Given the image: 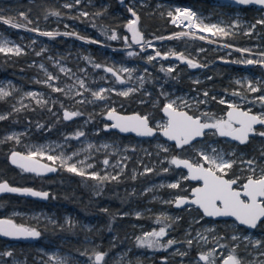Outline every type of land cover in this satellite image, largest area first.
Here are the masks:
<instances>
[{
    "label": "rangeland",
    "instance_id": "374dc122",
    "mask_svg": "<svg viewBox=\"0 0 264 264\" xmlns=\"http://www.w3.org/2000/svg\"><path fill=\"white\" fill-rule=\"evenodd\" d=\"M127 1L130 3L144 2V0ZM56 3H59V6L63 8L62 11L66 14L78 13L82 15V13H86L78 7L75 0H53L51 5L46 3L45 6L34 2V0H0V15L23 25L19 28H13L0 22V41H9L8 47L18 46L21 49L20 54L25 55L18 70H11V74H0V88L9 93L0 98V115L7 116L10 112H14V109H19V111L35 109L38 111L39 108H43L53 118V121L43 128L39 125H36L35 128L29 125H14L6 129L1 137L3 139H7L8 136L14 137L11 140L19 148L13 150H20L26 154L30 151H41L43 155H39L37 158H43L44 161L48 160L47 156L49 155L56 156V161L51 162L57 164L58 168L64 167L61 164V158L71 157L72 159L68 163L76 164L79 169L85 172V179L88 178L85 182L86 189L88 191L91 189V195L97 196L101 193L92 190L93 179L90 180L88 174L96 173L99 177H107V180H110L113 176L118 178L122 173H126L131 179H135L137 173L154 166V161L149 157L152 153L149 141L152 142L153 147H157L154 151L156 155L161 154L159 151L164 148L169 149L170 145L160 134L152 139L143 140L122 137L118 133L115 135L105 132L104 126L108 124L105 118L106 112L113 109L118 111L117 108L120 106L125 108L122 103L124 96L118 95V92L133 89L134 91L130 92L128 96L138 91L150 96L153 91L151 84L154 83L158 96L152 99L153 105L157 100H161L163 104L175 101L177 108L187 110L188 108H195L200 116H204L210 121L227 120L224 112L215 111L208 105L199 106V103L205 100L204 93H208L209 89L193 90L195 85H192V90L183 86H175L166 76L157 79L147 72L150 71L149 64L145 63L148 61L147 57L154 55L155 51H159L160 41L168 40L167 37H175L176 30L160 36L166 37L165 39L145 38L143 42L148 40L151 47L148 43L141 44L148 49L144 50V55L138 59L135 55L140 49L133 46L127 34L121 36L122 45L116 47L95 39H89L78 31L92 33L93 31L83 27L75 19L68 21L62 17L61 13L55 9ZM159 3L166 5L167 11L173 13L178 5L188 6L190 9H194L197 18L204 24L217 25L224 28L228 33L241 28L245 32L252 30L253 23L244 17L240 9L241 6L237 4L212 0L211 3L215 4L214 8L205 11L201 6L177 3L174 0H163ZM65 4H71L72 7H65ZM53 12L58 13V15H52ZM21 13L26 15L27 20L21 17ZM130 20L132 17L127 19L126 25ZM28 21H31V25L24 24ZM59 23L69 26L70 30L59 31L57 29ZM178 28L180 29V27ZM28 29H38L39 31H29ZM177 31L189 32L185 29ZM193 31L194 35L190 33L188 36L179 37H186L196 42L204 41L212 50L221 52L218 58L243 61L254 59L251 54L255 51L264 52V45L259 42H255L254 46L260 48H245L225 41L226 36L212 35L210 32L199 30ZM40 32L59 33L63 36L60 39L62 42L52 37L40 35ZM64 33H70V35H64ZM71 33H75V35H71ZM93 34L96 36L99 33L94 31ZM64 36L72 38L65 40ZM201 36L205 39H200ZM84 41H96L99 45L119 49L128 59L114 58L115 66L106 63H94L91 59L85 60L83 58V49L86 46ZM225 44L231 45V47H224ZM237 48L249 49L250 51L242 53L236 51ZM201 49L196 48V51ZM128 52H133L134 55L129 56ZM232 52L235 54L233 53L232 57H229ZM161 53L181 54L174 52L171 46ZM5 55L11 57L15 54L8 53ZM194 59L198 60L196 57ZM258 59L261 57L256 60ZM206 62L212 65L215 63L212 58H207ZM96 64L101 65V67L96 68ZM156 64L157 66L161 65L160 62H156ZM176 64V61L165 60L162 65L167 68H174ZM239 65L241 67L235 72H228L225 76L227 81L221 85V89L214 88L213 91L219 95L217 100L223 99L227 107L228 104H235L259 115L264 114V104L257 100L258 96L264 95V75L258 70L248 68L253 65L244 63H239ZM106 66L113 67L117 71L121 68H128L130 72H119L124 76V82L119 83L115 77L104 71ZM61 68L65 71L62 72ZM46 72L56 79L44 83L47 80ZM187 76L196 82L204 81L210 77L205 70L198 69H192ZM81 80L84 81L85 88L80 87L79 82ZM249 82L261 88V91L249 92L247 90ZM48 84H53L64 91L53 92ZM102 88L106 90L102 93L105 99H95L91 93ZM29 92L37 95L30 97L27 95ZM234 92H238L240 95H233ZM141 101L147 102L149 99L146 98ZM63 109L81 114L66 120L65 126L57 128L56 121L59 116H63ZM151 112L148 110L144 114L149 117ZM205 113L208 115L205 116ZM165 123L167 120L163 115L153 119V125L157 128ZM78 131H82L84 135L76 138L75 133ZM256 131H264V126L261 130ZM33 135L35 137H32ZM253 136L258 137L259 135L253 134ZM262 138L264 139V137ZM201 140L192 144L194 151L192 157L194 159H200L197 155L200 150L215 155L211 152V148L214 147L219 153L224 154L225 159L236 161L234 170H236L237 175L251 174L249 166L246 163H241V161L247 160H255L256 164L253 167L256 168V173L260 172L261 167L257 163L260 158L258 155L248 154L245 156V152L237 150L234 145L224 146L223 142L229 141L228 139L220 138L221 141L216 139ZM90 145L91 147H89ZM165 157L163 154L156 163L162 165L160 163L164 162L162 170L167 168L169 171L170 159L168 158L167 162ZM105 159L109 161L107 165L103 163ZM260 161L264 162V158H261ZM139 164L141 167L138 168L137 165ZM184 177H187V174L183 170L174 176L164 173L146 181L141 187L130 185L122 188V191L125 189L123 192L125 195H131L127 199L117 195L116 199L125 207L121 215H124L125 221L129 222V225L126 226L131 227L130 232L126 230L127 233L132 232L126 236V238L132 239L133 243L129 245L116 243L114 234L110 232L99 234L98 219L93 214L82 216L70 210L59 213L54 209L45 207L31 210H11V214L33 222L32 224L23 221L25 224L34 226L42 224L45 226L57 222L59 223L58 227L63 225L72 237L60 236L58 239H52L43 236L34 242L28 241L24 245L0 239V254L12 253L11 256L0 255V264H57L58 260L62 264H95L94 255L98 251L106 253L101 264H220V260L226 255H235L242 261V264H264V223L254 229H246L229 219L220 221L221 227L217 228L216 221L204 218L203 214L200 211L198 213L197 208L192 205H184L180 208L171 207L170 204H173L177 197L180 195L187 196L188 192L173 193L167 185L178 183L181 189H187L190 185L185 182ZM100 181L101 179H97L96 182ZM181 216L185 217L184 220ZM161 227L165 228L166 235L158 238L160 246L152 248L138 246V237L143 238L145 233L154 230L159 231ZM97 234L99 235L97 236ZM233 236L238 237V239L233 240ZM170 239L174 240L175 243L166 246ZM189 240L192 241L191 245L187 243ZM256 241H261V243L257 245ZM237 242H241L240 251L236 248ZM65 243L74 249L68 248ZM102 246L104 248H101ZM209 253L208 261L199 259L201 254Z\"/></svg>",
    "mask_w": 264,
    "mask_h": 264
},
{
    "label": "trees",
    "instance_id": "16d2710c",
    "mask_svg": "<svg viewBox=\"0 0 264 264\" xmlns=\"http://www.w3.org/2000/svg\"><path fill=\"white\" fill-rule=\"evenodd\" d=\"M159 1L163 0H144L143 3L138 1L129 2L125 1V4H120L116 0H81L77 5L80 9L84 10L87 15L81 14H66L63 12V8L59 6V3H56L55 9L60 12L61 16L66 20L70 21L72 19L77 20L80 25L85 28L90 29L91 31H98V35H94L92 32L78 31L80 34L87 36L89 39H95L100 42H103L110 46H120L122 45L123 34H127L128 39L130 40L129 30L127 28V19L132 17L131 13L128 12V8L132 7L134 11L137 13V29L141 33V36L145 38L151 37H160L165 34L171 33L177 29L175 25H173L169 21L167 6L159 3ZM177 3H190L194 6H201L203 10L209 11L214 8L215 4L211 3L212 0H174ZM34 2H38L45 6V4H52L53 0H34ZM33 4V3H32ZM220 5V4H219ZM222 6V5H220ZM241 11L244 14V17L249 20L250 23L256 25L255 28L251 30L250 35H245L243 28L239 30L232 31L227 35L224 40L236 45L245 48H260L254 46L255 42H259L264 45V25L256 24L257 20L264 19V9L257 8L252 5H244L240 7ZM215 11V9H214ZM24 24L31 25L30 23L24 22ZM57 29L59 31L70 30L69 26H65L62 23H59ZM115 32L117 35L116 40H111L109 37L112 33ZM60 35H55L52 38L60 41ZM66 39H71L72 37L64 36ZM62 42V41H60ZM86 45L83 49V58L91 59L94 63H106L112 64L115 66L114 58L119 59H128L123 53V51L116 48H106L98 43H92V41H84ZM160 46L158 48L159 52L166 51V48L171 46L174 52H178L183 54L184 56L194 57L197 55L198 57L212 58L214 61L220 55V51L212 50L210 46H208L204 41H191L186 37H178L171 38L168 40H163L159 42ZM196 48H202L199 51H196ZM232 52L229 57H232ZM144 55V50L138 52L135 55L136 58L140 59ZM155 55V53H154ZM153 55V56H154ZM25 58V55L19 54L9 57L3 53H0V74H11V70H18L20 67L21 60ZM165 60L162 58H156L152 62L146 61L145 63L149 64V70L147 71L151 73L157 79H160L162 76H166L170 82H172L175 86H183L185 88L191 89L192 85H195V89H209L208 96L205 97V100L199 103L200 107L208 105L211 109H215V111L224 112L227 104L219 103L218 94L213 91L214 88H220L222 84H224L227 80L225 76L228 72H235L239 69L240 65L233 64H223L215 62L214 66L207 68L205 71L209 73L210 77L204 81H192L190 77L187 75L189 73L185 72L182 67H184L183 63L177 62L176 66L173 68L172 72H168V68L162 65ZM156 62H160L161 65L157 66ZM251 70H258L264 75V68L261 65L250 66L248 67ZM163 69V70H162ZM151 87L153 88L152 95L146 96L141 91L133 93L128 97H122L123 106L127 109H137L139 112H146L151 110L150 119L163 115L161 111V107L163 105L161 100H157L153 105L151 103L152 99L158 96L157 89L155 84L152 83ZM221 89V88H220ZM192 90V89H191ZM215 97V99H213ZM148 98L149 101H141L142 99ZM38 107V106H37ZM122 106L119 107L122 110ZM188 111L192 114H198L197 109L188 108ZM7 119L0 120V181H7L11 185H24L29 183L36 188L46 189L49 196L45 204L41 201L37 205L39 207H45L47 209H54L57 212L67 211L68 208L64 206V204L73 205L74 210L78 213V215L90 216L92 214L102 216V218L98 221V226H100V233L107 234L110 232L114 234V241L120 244H132L131 238H126L128 234L126 230L129 232L130 226L128 221H125L126 217L121 215V212L125 208L121 203H119L116 199L118 196H121L123 199H127L128 196L131 195L124 194L122 188L130 185H137L141 187L146 181L156 178L162 174H169L170 176L176 175L177 172L180 171L178 167L169 163V171L166 173L162 170L163 165L157 164L156 162L160 159V157L164 154L168 162V158L170 159L171 155L178 156H187L190 153V148L188 145H185L183 148H177L174 145H169V149L167 151H159L161 154L156 155L155 150L157 147H153L152 142L149 141L152 153L149 157L154 161V166L151 172H140L136 174L135 179H131L129 175L126 173H122L115 180H101L100 182H95L96 180H92V190L98 191L103 194V200L99 206H91L89 202L85 199L87 193L91 195V189L89 191L86 190L85 182L88 180L85 179V176L76 175L75 173H70L66 170L65 167H59L55 172L40 175L39 177H29L26 175L19 174V168L14 166L9 162L8 155L9 151L19 148L18 145L14 143L12 140L3 139L2 133L12 127V126H25L29 125L35 128L36 125H39L41 128L45 127L49 122L53 121V118L45 112L43 108H39V110H24V111H14L7 114ZM67 124V121L63 119V116H59L56 121L57 128L63 127ZM262 126H259L256 130H261ZM215 132L207 133L208 139H216L217 141H221L218 135H214ZM32 137H35L33 135ZM162 140V139H161ZM223 142V141H222ZM224 146L229 147L234 145L233 143L223 142ZM237 150H242L245 152V156L250 155H258L260 158L257 163L261 168H264V162H261L260 159L264 158L261 153H264V139L262 137L252 136L248 139V141L244 144H236ZM258 147V148H257ZM235 166V165H234ZM229 171L227 176L231 175V171ZM137 167H141V165H137ZM245 178L244 175L240 176V180ZM91 180V178H89ZM187 184H193V182L189 181V179H185ZM91 187V186H90ZM169 190L173 193H185L189 190L178 188ZM126 193V192H125ZM118 195V196H117ZM95 202V201H94ZM98 203V202H97ZM172 208H175L174 204H170ZM20 207L22 210H27V201L26 199L16 193H2L0 195V213L7 212L13 207ZM199 213V211L197 210ZM17 221H26L21 216H15ZM184 220V216H181ZM31 222L32 221H26ZM261 224V223H260ZM259 224V225H260ZM41 230V237H48L52 239H58L60 236H64L65 238L72 237L68 229H66L63 225L59 226V223L55 222L54 224L42 225L37 224ZM217 228L221 227L219 222L216 223ZM97 234V236L99 235ZM96 236V235H95ZM65 246L68 245L65 243ZM241 242L236 243V248L240 251ZM70 249H74V247H68ZM101 248H104L103 246Z\"/></svg>",
    "mask_w": 264,
    "mask_h": 264
},
{
    "label": "snow or ice",
    "instance_id": "6c2138e0",
    "mask_svg": "<svg viewBox=\"0 0 264 264\" xmlns=\"http://www.w3.org/2000/svg\"><path fill=\"white\" fill-rule=\"evenodd\" d=\"M80 0H75V3H79ZM123 3V0H121ZM236 3L239 4H259L264 6V0H236ZM65 7H72L71 4H65ZM128 12L131 13L132 17H137V13L134 11L132 7L128 8ZM21 17L27 20V17L24 13L20 14ZM52 15H58V13L53 12ZM82 15H87L86 13H82ZM168 16L171 17L172 23L179 22L180 24H184L185 27L189 29V32H181L176 34L175 37H167L178 38L179 36H188L190 33L194 35L193 30H199L202 32H210L212 35H220L227 36L229 33L221 27L217 25H206L203 21H200L196 18V13L190 11L188 9L176 8L175 14L173 12H168ZM0 22H3L6 25H10L13 28H19L23 25L19 23H15L11 18H5L0 15ZM31 23V21H28ZM137 19H132L128 22L127 28L132 33L133 43L140 44L143 37L141 33L137 30L136 27ZM256 24L264 25V19H260L256 21ZM256 25H252L254 29ZM29 31H39L38 29H28ZM40 35L53 37L55 35H59V33L53 32H40ZM251 31L245 33V35H250ZM64 35H70V33H64ZM71 35H75V33H71ZM79 38V37H78ZM166 37H158L157 39H165ZM200 39H205V37L201 36ZM111 40H116L117 35L115 32L109 37ZM211 42V41H209ZM92 43H96V41H92ZM151 47V43L145 41ZM9 41L2 40L0 41V53H12L15 55H19L21 53V49L17 47H8ZM224 47H231V45L225 44ZM143 51V46L141 47ZM236 51L239 52H249V49H240L237 48ZM40 55V53H37ZM129 56L134 55L133 52H128ZM170 55H174L176 59L181 60L182 62L187 63L189 68H198L202 65L194 62L190 58H186L183 54L176 53H161L159 51H155V55H149L147 57L148 62H152L157 57H162L167 59ZM261 59H246L243 61H232V63H244L248 65L252 64H260L264 66V52L259 54ZM41 67H43L41 65ZM96 68H100L101 65L96 64ZM62 72L65 71L63 68L60 69ZM163 70V69H162ZM174 69L169 67L168 72H172ZM105 72L111 73L113 77H115L116 81L119 83H123L118 72H130L128 68H121L118 71L114 70L111 67H105ZM47 76V80L44 83H48L49 81H54L56 78L49 73H45ZM240 83V81H237ZM79 85L81 88H85L84 81H80ZM51 87L53 92H63L64 90L54 86L53 84H48ZM87 90V89H85ZM247 90L252 93H256L261 91V88L254 86L251 82L248 83ZM105 89H100L99 91H93L91 94L95 99L103 100L105 99L104 93ZM134 91L133 89H128L126 91H120L117 94L120 96L127 97L130 92ZM9 93L5 92L3 88H0V98L7 96ZM28 96H36V93L29 92ZM233 95H240L238 92H234ZM204 96L207 97L208 93L205 92ZM215 99V97H213ZM257 100L264 104V95L258 96ZM39 102V101H38ZM203 102V101H201ZM219 103L224 104L225 101L223 99L219 100ZM228 108L230 111L227 113V120L224 119H216L212 122L201 121L200 117H194L189 115L185 111H181L176 107L175 101H170L166 103L163 107V112L168 117L167 123L160 125L159 127L162 130V134L167 137L170 141H175V145L177 148H183L185 145H190L191 142L196 138L205 135L206 129H215L214 135H219L221 137H230L232 140L238 141L240 144H244L248 141L249 134L259 135L264 137V131L257 132L255 129V125H264V114L255 115L251 114L249 111L240 110L235 104H228ZM15 111H19V109H14ZM79 112H71L64 111L63 118L64 120H70L75 116L80 115ZM205 116L208 114L205 113ZM107 118L109 120H113L110 126L106 125V129L108 127L119 129L121 132H135L138 136H152L153 128L150 127L149 117L141 116V115H133V116H118L115 113V110H111L107 114ZM7 119L6 116L0 115V120ZM234 125H238V127H234ZM84 133L82 131H78L75 133V137L79 138L83 136ZM13 136H8L7 139H13ZM91 147V145L89 146ZM106 147V146H105ZM167 151V148L163 149ZM211 152L215 153V155L209 154L204 150H200L197 152V155L203 161V163H193L187 159H179L177 157H173L170 160L172 165H176L177 167L183 166L188 170V176L184 177L185 179L202 181L203 184L201 187H196L192 189V196L194 199L188 200L187 197H177L174 201L177 207L182 205L191 203L196 205L199 209L203 211L204 216L207 217H234L235 220L240 224L247 226L249 228H256L257 223H264V168H261L259 174L256 173V168L253 165L256 164L255 160H247L241 161V163H246L249 166V171L251 172L245 178V182L242 184H238L240 177H236L235 179H226L225 177L229 174V171L233 168L236 163L235 160H227L224 157V154H221L217 151L216 148L212 147ZM43 155L41 151L29 152L27 155H22L18 152L13 151L11 153V163L22 169L24 172L36 173L37 175H41L43 172H54L56 168L49 167L47 165H43L38 163L35 157ZM75 155V154H74ZM264 156V153H261ZM47 159L55 162L57 157L53 155L47 156ZM71 157L61 158V164L66 168V170L70 173H75L76 175L84 176L85 172L77 167L76 164L68 163L71 160ZM105 165L109 163L107 159L103 161ZM204 165H207L205 167ZM91 167V165H89ZM152 169H146V172H151ZM163 171L167 172L168 169L165 168ZM91 179H107V177H99L96 173L88 174ZM135 178V177H133ZM113 180L116 179L115 176L112 177ZM238 187H234L237 186ZM169 188L175 189L179 187L178 183H171L167 185ZM8 192V193H20L24 195H30L33 197H41L48 198L49 194L47 192H39L30 188H17L10 186L7 182L0 183V193ZM166 235V231L164 227H161L159 231H152L145 233L143 238L138 237V246L144 247L147 246L149 248L157 247L159 245V239ZM199 235V234H198ZM0 236L11 237L14 239H28V238H37L40 236V232L34 228H28L21 225H17L13 223L11 219H0ZM155 238V239H153ZM233 240L238 239V237L233 236ZM174 240H168L166 246H171L174 244ZM189 245L192 244V241H187ZM257 245L261 243V241L255 242ZM165 246V247H166ZM0 255L3 256H11V252H4ZM106 253L96 252L95 253V264H101L104 261ZM209 254H201L199 259L201 261H208ZM52 259V257H49ZM57 264H62L59 260ZM223 264H242V261L238 259L235 255H229L224 261Z\"/></svg>",
    "mask_w": 264,
    "mask_h": 264
},
{
    "label": "water",
    "instance_id": "95a60500",
    "mask_svg": "<svg viewBox=\"0 0 264 264\" xmlns=\"http://www.w3.org/2000/svg\"><path fill=\"white\" fill-rule=\"evenodd\" d=\"M117 2H119L120 4H125V1L126 0H123V3L121 2V0H116ZM216 1H220V2H225V3H231V4H237V5H240V6H244V5H252V6H255V7H257V8H261V9H264V6H262V5H259V4H239V3H236V0H216ZM137 17H132V19H136ZM136 27H137V25H136ZM138 30V29H137ZM129 35H130V41H131V43L134 45V46H136L137 48H139V49H141V47H142V42H143V40H144V38L141 40V43L140 44H137V43H133V39H132V33L129 31ZM101 46H103V47H106V48H110L109 46H106V45H101ZM143 49L144 50H146V49H148V47H143ZM163 54V53H162ZM158 58H162V57H158ZM186 58H188V57H186ZM162 59H164V58H162ZM167 60H171V61H181V60H178V59H176L175 58V56L174 55H170L168 58H167ZM193 60V59H192ZM194 62H196V63H198V64H200V65H202L201 63H199V62H197V61H195V60H193ZM232 61L233 60H231V59H228V58H216L213 62H218V63H223V64H233V65H239V63H232ZM182 62V61H181ZM185 63V62H184ZM252 65H255V64H252ZM258 65H260V64H258ZM106 67H110V66H106ZM263 68H264V66H262ZM111 68H113V67H111ZM114 69V68H113ZM114 70H116V69H114ZM111 74V73H110ZM118 74L120 75V77H121V80H124V76L122 75V74H120L119 72H118ZM164 105L165 104H163L162 105V107H161V111H162V114H163V116H165L166 117V120H168V117L165 115V113L163 112V107H164ZM240 110H242V111H249V109H246V108H243L242 106H239V105H236ZM179 110H181V111H185V112H187L189 115H192V116H194V117H200V116H195V115H193L192 113H190L189 111H187L186 109H182V108H178ZM66 109H63V114H64V111H65ZM67 111H69V110H67ZM111 111V110H110ZM228 111H230V109L229 108H227L226 109V111H225V115H226V117H227V113H228ZM72 112V111H71ZM108 112L109 111H107L106 112V115H105V118H106V120L108 121V126H110L112 123H114V121L113 120H109L108 118H107V114H108ZM115 113H116V115H118V116H133V115H141V116H145V115H143V114H140V113H138V112H119V111H115ZM250 113L251 114H255V115H259V114H257L256 112H254V111H252V110H250ZM201 118V117H200ZM228 118V117H227ZM201 121L202 122H204V120H202L201 119ZM206 121H208V122H212V121H210V120H206ZM149 123H150V127H152L153 128V130H154V132H153V135L152 136H138L135 132H121V131H119V129H116V128H111V127H108L109 129H112V130H115V131H117L118 133H121V134H132V135H134L135 137H137V138H147V139H151V138H153V137H155L156 135H158V134H160L161 135V137L163 138V139H165V140H167V142H169L170 144H173L174 146H176L175 145V141H170V140H168L167 139V137H165L163 134H162V130H161V128H157V127H155L151 122H150V120H149ZM258 126H264V125H255L254 127L256 128V127H258ZM234 127H238V125H235ZM207 130H210V129H206L205 131H207ZM219 136V135H218ZM250 136H251V134H249V137H248V139L250 138ZM220 138H224V139H228V140H231V141H235V140H232L230 137H221V136H219ZM202 138V136H200V137H196L191 143H193V142H195V141H197V140H199V139H201ZM235 142H238V141H235ZM239 143V142H238ZM13 151H15V152H18V153H20V154H22V155H27V154H25L24 152H22V151H20V150H12L10 153H9V155H8V159H9V162L11 163V159H10V157H11V153L13 152ZM173 157H177V158H179V159H187V160H189L190 162H192L191 161V159H189V158H185V157H179V156H176V155H173L171 158H170V160L173 158ZM35 159L38 161V163H40V164H43V165H47V166H49V167H53V168H56L57 169V166L55 165V164H53V163H49V162H46V161H44V160H42V159H40V158H37V157H35ZM198 163H203L202 161H200V162H198ZM12 164V163H11ZM14 165V164H13ZM14 166H16V165H14ZM176 166V165H175ZM205 167H207V165H204ZM17 167V166H16ZM179 168H181V169H183L184 171H186V173H187V176H188V170L186 169V168H184L183 166H179ZM43 173H52V172H43ZM226 179H232V178H228V177H225ZM191 180V179H190ZM191 181H195V182H197L194 186H192L191 187V189H190V191H189V195L188 196H181V197H187L188 198V200L190 201L191 199H194V197L192 196V189L193 188H196V187H201L202 186V184H203V182L202 181H197V180H191ZM2 182H7V181H4V180H2V181H0V183H2ZM245 182V181H244ZM8 183V182H7ZM9 184V183H8ZM10 186H12V187H17V188H21V189H23V188H30V189H33V190H35V191H39V192H47L46 190H40V189H34V188H32V187H29V186H18V185H11V184H9ZM3 193V192H2ZM48 193V192H47ZM1 194V193H0ZM17 194H19V195H22V196H27V197H31V198H36V199H39V200H42V201H46L48 198H41V197H33V196H30V195H24V194H20V193H17ZM185 205H193V206H195L196 208H198L196 205H194V204H191V203H188V204H185ZM174 206L175 207H177L176 205H175V203H174ZM182 206H184V205H182ZM199 209V208H198ZM199 211L203 214V211L201 210V209H199ZM203 216H204V214H203ZM205 217H207V216H205ZM207 218H211V219H218V220H226V219H232V220H234L238 225H240L236 220H235V218L234 217H207ZM0 219H11L12 221H13V223H15V224H17V225H21V226H24V225H22V224H19V223H16L12 218H10V217H7V216H5V215H0ZM259 221H258V223H257V226L259 225ZM240 226H242V227H244V228H246V229H254V228H249V227H247V226H244V225H240ZM24 227H27V226H24ZM31 228H34V229H36L37 231H39L40 232V236L39 237H37V238H28V239H14V238H11V237H5V236H0V238H10V239H12V240H20V241H31V242H34V241H36V240H38L39 238H41V230H40V228L39 227H37V226H33V227H31ZM98 252H101V251H98ZM229 255H226L225 257H223L222 258V260L220 261V264H223V261L228 257ZM94 261H95V255H94Z\"/></svg>",
    "mask_w": 264,
    "mask_h": 264
},
{
    "label": "flooded vegetation",
    "instance_id": "af4514ba",
    "mask_svg": "<svg viewBox=\"0 0 264 264\" xmlns=\"http://www.w3.org/2000/svg\"><path fill=\"white\" fill-rule=\"evenodd\" d=\"M185 57H188V58H190V59H193V60H195V61H197V62H199V63H201L202 64V66L201 67H198V68H189L188 67V65H187V63H184V62H181V61H176V62H181V63H183V65H184V67H182V69H184V71L185 72H187V73H189V72H191L192 71V69H194V70H206L207 68H209V67H212V66H214L215 64H209V62H206V60L207 59H205L204 57H198L197 55H195L194 57H189V56H185ZM198 58V60H196V59H194V58ZM258 65V64H257ZM254 66V65H253ZM108 75H111L110 73L108 74ZM112 76V75H111ZM113 78V77H112ZM228 108V107H227ZM226 108V109H227ZM118 109V111L119 112H138V113H140V114H143V115H145L144 114V112L142 113V112H139V111H137V109H127V108H122V110H120L119 109V107L117 108ZM226 109H225V111H226ZM187 110V109H186ZM188 111V110H187ZM225 111H224V113H225ZM191 113V112H190ZM193 115H195V114H193ZM146 116V115H145ZM195 116H200L199 114H196ZM226 116V115H225ZM201 117V119L202 120H204V121H206V120H208V119H206L204 116H200ZM227 118V117H226ZM228 119V118H227ZM149 120H150V122L153 124V120H151L150 119V117H149ZM106 126V125H105ZM104 126V128L106 129V127ZM235 126V125H234ZM263 127V126H262ZM257 128H259V126L258 127H256L255 129H257ZM209 131H211V132H215V129H210V130H207V131H205V135H203L202 136V140L201 139H199V140H201V141H203V140H208V138H207V133H210ZM105 132H107V133H111V134H117L118 132L117 131H115V130H112V129H109V128H107L106 130H105ZM118 134H120V136H122V137H126V138H137V137H135L134 135H132V134H121V133H118ZM253 136V134H251V136L250 137H252ZM140 139H143V140H145V139H147V138H140ZM152 139V138H151ZM198 141V140H197ZM196 142V141H195ZM195 142H193V143H191L190 145H188V147H191L190 148V153H188L187 154V156H179V157H185V158H189V159H191V161L193 162V163H196V162H200L201 160L199 159V158H197V159H194L193 157H192V154H194V151H193V147H192V144H194ZM228 143H233L234 145H238V144H240V143H238V142H235V141H231V140H229V141H227ZM170 145H173V144H170ZM176 147V146H175ZM26 154V153H25ZM174 155H176V154H174ZM173 155H171V157H172ZM176 156H178V155H176ZM170 157V158H171ZM40 159H42V160H45V159H43V158H40ZM46 162H49V163H52L50 160H46ZM203 162V161H202ZM56 166H57V169H58V165L56 164ZM177 167V166H176ZM17 168H19V167H17ZM179 168V167H178ZM20 169V168H19ZM56 169V170H57ZM180 169V171H182L183 169H181V168H179ZM184 171V170H183ZM55 172V171H54ZM186 172V171H185ZM19 174H22V175H26V176H31V177H33V178H35V177H39L40 175H37L36 173H31V172H24L22 169H20L19 170V172H18ZM53 173V172H52ZM231 175L230 176H226V177H228V178H232V179H235L236 177H240V175H237V173H236V170H232L231 172ZM46 174H50V173H42L41 175H46ZM187 174V173H186ZM259 173H257V175H258ZM244 175V174H243ZM245 176V178L248 176V175H244ZM245 178L243 179V180H241V181H239L238 182V184H242V183H244V181H245ZM2 181V180H1ZM97 181V180H96ZM95 181V182H96ZM189 181H191L190 179H189ZM191 182H193V184H190V187H189V190L187 191L188 192V194H187V196L189 195V191H190V189H191V187L192 186H194L197 182H195V181H191ZM189 185V184H188ZM18 186H29V187H32V188H34V189H40V188H36V187H34L33 185H31V184H29V183H26V184H24V185H18ZM234 187H238V185L237 186H234ZM40 190H46V189H40ZM87 190V189H86ZM47 191V190H46ZM88 191V190H87ZM3 193H8V192H3ZM186 193V192H185ZM2 194V193H1ZM0 194V195H1ZM17 194V193H16ZM22 196V195H21ZM181 196H186V195H180L179 197H181ZM25 199H26V201H27V210H31V209H36L37 208V205L40 203L39 201H41L43 204H45V202L47 201H42V200H39V199H36V198H31V197H27V196H23ZM85 199L89 202V200H91V202H89V204L93 207V206H99L100 205V203L102 202V200H103V194H99V195H93V196H90V194L89 193H87V195L85 196ZM95 201V202H94ZM98 202V203H97ZM173 204H174V202H173ZM64 206H66L67 208H68V210H70V211H75L74 210V207H73V205H69V204H64ZM193 206V205H192ZM180 207H183V206H180ZM180 207H175V208H180ZM195 207V206H194ZM196 208V207H195ZM14 209H17V210H22L20 207H18V206H16V207H13L12 209H10V210H8L7 212H4V213H0V215H5V216H7V217H10V218H12L16 223H19V224H22V225H24V226H27L28 228H31V227H33L34 225H30V224H25L23 221L22 222H20V221H17L16 220V218H15V216H18V215H13V214H11L10 213V211L11 210H14ZM199 211V209L197 208L196 209V211ZM76 212V211H75ZM97 219H98V221L102 218V216H99V215H95V214H93ZM82 216H85V215H82ZM204 218H207V217H205L204 216ZM207 219H211V218H207ZM212 220H214V221H216V222H219L220 223V221H224V219L223 220H218V219H212ZM226 220H229V219H226ZM230 220H232V219H230ZM260 223H262V222H260ZM259 223V224H260ZM38 227V226H37ZM1 240H4V241H10V242H18L20 245L21 244H26L27 243V241H20V240H12V239H10V238H0ZM222 260V259H221ZM220 260V261H221Z\"/></svg>",
    "mask_w": 264,
    "mask_h": 264
},
{
    "label": "built area",
    "instance_id": "2783aa9c",
    "mask_svg": "<svg viewBox=\"0 0 264 264\" xmlns=\"http://www.w3.org/2000/svg\"><path fill=\"white\" fill-rule=\"evenodd\" d=\"M176 8L188 9V10H190V11L195 12L194 9H192V8L190 9V7L185 6V5H178ZM175 10H176V9H175ZM174 14H175V12H174ZM196 18H197V14H196ZM169 21L172 22L171 17H169ZM186 23H187V22L185 21L184 24H186ZM184 24H180L179 22L175 23V25L178 26V27H180V29L177 27L178 29H176V32H175L174 34L181 33V32H179V31H177V30H181V29L189 30L187 27L184 26ZM145 41L148 42V40H145ZM145 41L142 42V44H147V43H145ZM133 46H134V45H133ZM260 53H262V51H259V50H258V51L253 52V53L251 54V56H252L254 59H257L258 57H260V55H259Z\"/></svg>",
    "mask_w": 264,
    "mask_h": 264
}]
</instances>
